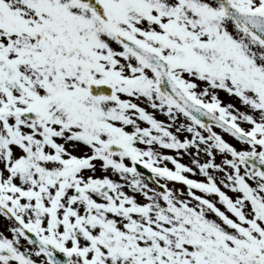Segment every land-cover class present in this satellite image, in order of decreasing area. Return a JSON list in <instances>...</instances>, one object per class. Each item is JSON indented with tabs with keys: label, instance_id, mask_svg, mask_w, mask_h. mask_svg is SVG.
I'll use <instances>...</instances> for the list:
<instances>
[{
	"label": "snow or ice",
	"instance_id": "1",
	"mask_svg": "<svg viewBox=\"0 0 264 264\" xmlns=\"http://www.w3.org/2000/svg\"><path fill=\"white\" fill-rule=\"evenodd\" d=\"M0 264H264V0H0Z\"/></svg>",
	"mask_w": 264,
	"mask_h": 264
},
{
	"label": "rangeland",
	"instance_id": "2",
	"mask_svg": "<svg viewBox=\"0 0 264 264\" xmlns=\"http://www.w3.org/2000/svg\"><path fill=\"white\" fill-rule=\"evenodd\" d=\"M172 154L174 155L175 153L172 152ZM183 162L187 163V162L185 161V157L183 158ZM168 166H169V167H172V165H171L170 163L168 164Z\"/></svg>",
	"mask_w": 264,
	"mask_h": 264
},
{
	"label": "flooded vegetation",
	"instance_id": "3",
	"mask_svg": "<svg viewBox=\"0 0 264 264\" xmlns=\"http://www.w3.org/2000/svg\"><path fill=\"white\" fill-rule=\"evenodd\" d=\"M230 138V137H229ZM233 139V138H232ZM234 140V139H233ZM236 142V141H235ZM237 143V142H236Z\"/></svg>",
	"mask_w": 264,
	"mask_h": 264
}]
</instances>
